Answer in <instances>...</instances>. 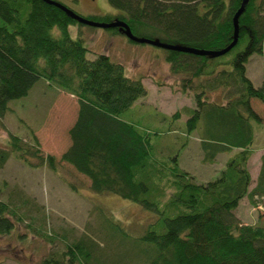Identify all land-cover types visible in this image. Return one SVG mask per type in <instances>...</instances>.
<instances>
[{
	"label": "trees",
	"instance_id": "obj_1",
	"mask_svg": "<svg viewBox=\"0 0 264 264\" xmlns=\"http://www.w3.org/2000/svg\"><path fill=\"white\" fill-rule=\"evenodd\" d=\"M109 2L118 14L87 18L124 21L138 37L220 51L234 41V17L243 0ZM239 17L238 43L225 55L164 49L172 74L182 77V90L195 93L196 107L186 110L187 130L198 131L202 162L214 164L221 154L229 155L215 177L199 181L180 166L178 154L155 151L152 133L122 117L148 94L147 87L142 79L128 77L124 65L109 55L88 57L85 37H73L69 30L72 24H86L45 0H0V119L9 102L28 95L40 79L78 98V116L69 130L72 144L60 161L86 175L95 192L115 194L154 213L137 238L143 244L138 264H264V218L243 223L237 215L247 197L264 208V153L253 187L250 168L258 129L264 127V82L256 84L247 70L254 55L264 58V0H250ZM171 117L178 120L181 112ZM8 142L0 146V170L13 156L31 168H57L59 161L44 155L33 130L29 137L9 133ZM5 185L0 181L2 235L29 216L19 212L25 200L4 199ZM41 218L44 225L31 229L53 238L46 211ZM106 225L112 235L125 233L120 220ZM62 238L67 249L40 264H104L98 246H88L86 236Z\"/></svg>",
	"mask_w": 264,
	"mask_h": 264
},
{
	"label": "rangeland",
	"instance_id": "obj_2",
	"mask_svg": "<svg viewBox=\"0 0 264 264\" xmlns=\"http://www.w3.org/2000/svg\"><path fill=\"white\" fill-rule=\"evenodd\" d=\"M58 1L85 17L119 13L109 0ZM69 30L73 37H85L90 49L89 58L105 53L124 65L128 77L142 79L148 94L139 98L122 117L140 130L152 133L155 151L157 148V152L167 153L166 156L178 154L180 166L196 174L199 181L217 175L229 155L221 154L214 164L202 162L198 131L189 134L187 130L190 115L186 110L196 107L195 93L182 90V77L172 74L165 48L133 42L125 33L107 28L72 24ZM53 32L58 33V28ZM248 70L259 84L264 77V58L254 55ZM78 109L76 96L40 79L28 95L11 100L9 110L0 119V146H8L9 133L29 137L31 129L38 137L44 155L52 154L59 161L56 169L48 166L31 168L13 156L0 170V181L5 180L7 184L4 199L14 200L15 204L25 200L26 204L21 205L19 212L25 210L29 214L26 219L17 221L10 234H0V264L43 263L53 252L67 249L63 234H67L69 241L86 236L88 246H98L104 264H138L142 261L138 246L143 244L137 238L152 216L154 218V213L115 194L95 192L86 175L60 161L72 144L69 130L76 122ZM178 111L181 117L173 120L171 116ZM258 133L256 153L259 149L264 152V127H259ZM260 164L259 154L253 155L250 160L254 178L252 187ZM24 193L28 197L25 195L21 199ZM29 202H35V206ZM237 208V215L243 223H255L264 218V208L255 207L248 197ZM45 211L49 218H46L45 225L55 234L53 238L31 229V226L38 229L44 225L41 216ZM109 220L122 221L125 233L112 235L111 230L104 228Z\"/></svg>",
	"mask_w": 264,
	"mask_h": 264
},
{
	"label": "water",
	"instance_id": "obj_3",
	"mask_svg": "<svg viewBox=\"0 0 264 264\" xmlns=\"http://www.w3.org/2000/svg\"><path fill=\"white\" fill-rule=\"evenodd\" d=\"M48 3L55 4L59 8L63 9L65 12H67L72 18L78 20L79 22L89 25V26H94V27H101V28H115V27H120L121 30L127 35V37L135 42L138 43H150L165 49H173V50H180V51H185V52H191L199 55H211V56H221L227 54L229 51L234 48L239 40V16L243 14L245 11V8L247 4L249 3L250 0H243V3L241 5V8L238 10L234 17V23H235V38L234 41L226 48L220 51H210V50H200V49H195V48H190L186 46H180V45H172L168 43L161 42L160 40H154V39H149L145 37H138L136 36L131 27L124 21H113V22H99L95 21L92 19H89L87 17H84L68 7L67 5L55 1V0H45ZM61 264H66V263H61Z\"/></svg>",
	"mask_w": 264,
	"mask_h": 264
},
{
	"label": "crops",
	"instance_id": "obj_4",
	"mask_svg": "<svg viewBox=\"0 0 264 264\" xmlns=\"http://www.w3.org/2000/svg\"><path fill=\"white\" fill-rule=\"evenodd\" d=\"M248 69H249V68H248ZM248 69H247V70H248ZM249 72H250V71L248 70V75L251 77V75H250ZM251 78H252V80L254 81V78H253V77H251ZM254 82H255V81H254ZM263 82H264V77H263V79L260 80L259 84H262ZM77 114H78V113H77ZM262 150H263V149H262ZM262 150H261V149L257 150V153L255 152L254 155H255V154H259V157H262V155H263V153H264ZM251 159H252V158H251Z\"/></svg>",
	"mask_w": 264,
	"mask_h": 264
}]
</instances>
